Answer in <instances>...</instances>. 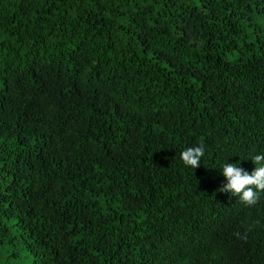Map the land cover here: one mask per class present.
I'll return each instance as SVG.
<instances>
[{
	"label": "trees",
	"instance_id": "1",
	"mask_svg": "<svg viewBox=\"0 0 264 264\" xmlns=\"http://www.w3.org/2000/svg\"><path fill=\"white\" fill-rule=\"evenodd\" d=\"M256 155L264 0H0V264H264Z\"/></svg>",
	"mask_w": 264,
	"mask_h": 264
},
{
	"label": "clouds",
	"instance_id": "2",
	"mask_svg": "<svg viewBox=\"0 0 264 264\" xmlns=\"http://www.w3.org/2000/svg\"><path fill=\"white\" fill-rule=\"evenodd\" d=\"M203 156V145L187 148L181 153L184 164L194 169L200 166ZM252 161L256 167L251 174L237 164L226 162L223 165L222 174L227 183L220 189V191L239 196L240 201L249 206L256 204L259 192L264 191V155H256Z\"/></svg>",
	"mask_w": 264,
	"mask_h": 264
}]
</instances>
